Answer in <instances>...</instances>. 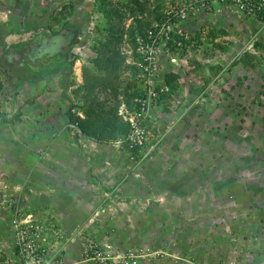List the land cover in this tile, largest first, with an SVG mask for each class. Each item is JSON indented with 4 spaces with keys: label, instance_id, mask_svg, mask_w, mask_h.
I'll return each instance as SVG.
<instances>
[{
    "label": "rangeland",
    "instance_id": "374dc122",
    "mask_svg": "<svg viewBox=\"0 0 264 264\" xmlns=\"http://www.w3.org/2000/svg\"><path fill=\"white\" fill-rule=\"evenodd\" d=\"M107 1L126 14L113 35L125 63L112 80L116 90L97 88L94 109L107 113L118 98V116L133 122L130 135L110 145L68 132L67 117L73 105L85 118V71L100 79L113 72L95 64L110 40L102 0H0V264L24 263L15 226L27 222L38 235L23 251L29 264H68L70 245L76 264H95L85 255L92 240L119 255L136 251L143 264H264V16L226 24L216 20L219 12L201 10L192 24L171 28L169 41L143 51L148 33L189 0ZM65 29L77 37L65 56L71 75L50 73L32 88L20 78V63L33 58L34 39ZM7 55L14 66L3 75ZM169 73L178 77L170 88ZM128 81L138 94L132 101L123 95ZM89 154L102 166L84 170ZM35 159L51 170L50 184L67 179L64 193L43 185L11 195L16 188H6L4 178L26 174L31 187ZM52 159L79 165L47 166ZM224 166L231 171L219 176ZM76 213L85 224L62 230L66 221L77 226Z\"/></svg>",
    "mask_w": 264,
    "mask_h": 264
},
{
    "label": "trees",
    "instance_id": "16d2710c",
    "mask_svg": "<svg viewBox=\"0 0 264 264\" xmlns=\"http://www.w3.org/2000/svg\"><path fill=\"white\" fill-rule=\"evenodd\" d=\"M134 5H136V8L143 9V4L138 3L134 1ZM99 7L103 9L104 17L106 19V22L108 24V36L110 40L104 44V46L107 48L106 51L102 53L101 58H97L95 61V64L97 66L105 65V68L107 71H112V73L108 74L106 79H100L99 77H95L93 75H89L88 71H85L84 73V84L82 85V89L84 91L83 94V100L85 102V105L83 107H80L81 110H83L85 118L82 119L80 116L73 113L74 107L71 105L67 111V117L69 120V128L68 132H71L72 134H77V132L81 133L83 136L93 140L94 142L98 144H108L125 138L128 135H130V132L132 130V125L129 122H125L123 118L118 116V110L120 107V102L117 99V102L115 103L114 107L111 109V111L104 113L103 111L98 112L94 109V104L97 101L96 98V90L99 87H103L105 90L106 87H112L113 90H116V88L113 85V83H116V81H119V76L117 75V71L119 70L122 63H125V59H123L121 56L120 51L116 50V47L114 46L117 42L113 39V35L116 33L115 30L120 28L121 24L124 23L126 20L125 13H121V9L117 8V5L113 4L110 1L102 0V2H99ZM162 15L158 16L156 20L161 22ZM118 21V25L116 28H114L113 25ZM140 22V21H139ZM163 22V21H162ZM144 23V22H143ZM140 24L141 26H145L146 24ZM150 29L151 25L147 26ZM145 29V30H146ZM137 31H133L131 34V37L134 38L132 42H136ZM143 32V31H140ZM141 35V33H140ZM121 36H123V32L121 33ZM142 36L144 34L142 33ZM146 36V35H145ZM45 38H48L47 36H39L37 39H34L33 42H37V47L35 50H33V58H30L28 62L20 63L24 70H22L20 78L23 81H30V82H41L43 81L50 73H62L63 79L66 80L72 73V66L73 62H68L66 59V55H64L63 49H52L51 46H45L47 40ZM43 41V42H40ZM40 42V43H39ZM183 44H186L184 40L181 41ZM50 43V42H49ZM114 44V45H113ZM53 57V58H52ZM37 58V61H36ZM41 58H45V61L50 60L49 63H51L50 66H44L43 62L40 60ZM39 59V60H38ZM40 61V62H38ZM9 56L6 61V65L11 68L14 66V62ZM122 62V63H120ZM31 64H36L37 68L33 69V67H29ZM115 73V74H114ZM177 75L169 73L165 76V84L167 87H174V84L177 80ZM111 80V81H110ZM112 80L113 83H112ZM64 82V81H63ZM121 83V82H120ZM123 83V82H122ZM131 82H126V87L124 88L123 95L126 98V101H132L135 97L138 96L137 92L134 90L135 87H130ZM114 95L117 96V91L114 92ZM130 103V102H128ZM103 106V105H102ZM137 107L141 109V104L137 103ZM74 126V129H71V127ZM76 129V130H75ZM133 156H138L136 152L133 151Z\"/></svg>",
    "mask_w": 264,
    "mask_h": 264
},
{
    "label": "built area",
    "instance_id": "2783aa9c",
    "mask_svg": "<svg viewBox=\"0 0 264 264\" xmlns=\"http://www.w3.org/2000/svg\"><path fill=\"white\" fill-rule=\"evenodd\" d=\"M232 9L235 13L245 16L247 18H262L264 16V0H189L182 4L180 9L176 11H170L161 25H157L155 29H152L148 33L147 38L140 43V49L143 51L145 48L155 49L156 44L161 39L169 41L171 39V28L180 26V23H192L193 19L201 12V10L210 11L216 6ZM148 38L150 41H148ZM142 51V52H143ZM133 124V122H131ZM133 126V125H132ZM29 223L17 224L16 229L19 237L18 247L20 249L21 257L25 264H29L26 259L27 247L31 245L30 240L34 241L36 236L28 226ZM32 232V233H31ZM35 253H33L34 255ZM120 254V253H119ZM111 251V247L103 248L97 242L90 241V246L85 251L89 261H93L95 264H143L142 256H139L136 251H128L119 255ZM141 255V254H140ZM139 256V257H138ZM56 264H64L62 261Z\"/></svg>",
    "mask_w": 264,
    "mask_h": 264
},
{
    "label": "crops",
    "instance_id": "0c3cea01",
    "mask_svg": "<svg viewBox=\"0 0 264 264\" xmlns=\"http://www.w3.org/2000/svg\"><path fill=\"white\" fill-rule=\"evenodd\" d=\"M9 17H11L12 18V16L11 15H6V17L2 20V21H5L6 22V26L8 27V26H11L12 24H10V18ZM13 19V18H12ZM232 19H237V20H239V21H245L244 23L246 24L247 22H248V19H246L245 17H240V16H238V15H236L232 10H225V9H223L222 10V13H220L219 14V16H218V19H216L217 21H221V22H224V23H228V24H231L232 22H233V20ZM195 23V22H194ZM193 23V24H194ZM192 24V23H191ZM5 30V28L3 27V31ZM15 36H12L13 38H16V37H19L18 35H20V34H14ZM19 40V39H18ZM17 40V41H18ZM9 56L7 55L6 57H5V59H6V61H7V58H8ZM6 67V68H5ZM5 67H3L2 68V72H3V75L5 74V71L7 70L8 72H9V70L8 69H11V68H9L6 64H5ZM38 83H40V82H32V88H35V86L34 85H37ZM4 86H6V85H4ZM218 110H219V108H218ZM231 110V109H230ZM230 110L228 111V112H230ZM218 112H220V110L218 111ZM193 126H196V123H195V121H193ZM197 125H199V123L197 124ZM222 127V126H221ZM223 128V127H222ZM224 129V128H223ZM184 131H186L187 130V128H186V126H185V128L183 129ZM230 130V129H229ZM228 130V131H229ZM86 140L88 141L89 139H87L86 138ZM89 143V146L91 147V148H94L93 146H95L94 145V143L91 141V140H89L88 141ZM231 143V142H230ZM231 146V145H230ZM96 154V153H95ZM86 155V154H85ZM97 155V154H96ZM16 160H18V159H16ZM102 162V159L101 158H97V159H94V158H92L91 156H90V154H89V156H88V159H86V158H84V160H83V167H84V170H86L87 169V167H89V168H95V166H102V164H101V162ZM72 161V160H71ZM71 161H68V162H64V161H62V160H59V162L57 161V160H55V159H52V160H50V163L47 165V166H56L57 164L59 165V166H66V167H72L73 165L75 166V165H79V162H76V163H72ZM214 161V160H213ZM33 163H32V166H31V168L32 167H35V169H34V175H36L35 176V178H34V183L32 184V186L31 187H29L28 186V184H27V181H26V174L24 175L25 177L23 178V179H21V181L20 180H17V181H12V182H9V180L8 179H5L4 178V183L6 184L5 186H6V188H8V187H14L15 186V191H11L12 192V194L11 195H15V196H19V197H21L22 198V195H26V196H28V194L30 193H33L34 194V191H37V190H39V189H37L36 187H40V191H43V185H46L47 187H48V189L47 190H49L50 189V187H52L53 188V190L52 191H50V193H52V195H55L57 192H62V193H64L65 192V190H66V188H68L67 186V184H66V178L64 177L62 180H58L57 181V185L56 186H54V184L52 183V184H50V182H49V180H44V179H46L48 176L47 175H45L47 172H49V171H51L50 169H47V168H45V164H44V159H35L34 161H32ZM215 162V165H216V167H219V166H223V164L225 163L224 161H221V163H220V161L219 160H217V161H214ZM98 163V164H97ZM203 164V163H202ZM204 164H205V162H204ZM204 164L203 165H201V166H204ZM104 166V165H103ZM96 169H99L100 170V168H96ZM114 169V168H113ZM69 170V169H68ZM227 170H229V171H231V168H226L225 166L224 167H222V169H221V172H219L220 174H219V176L221 175V174H224ZM18 172L19 173H21V171H20V169L18 170ZM6 174V175H5ZM9 175V171H7V172H5L4 173V177H7ZM21 175V174H20ZM20 175L19 176H17V177H15V178H13V179H11V180H14V179H16V178H18V177H20ZM44 175L46 176L45 178H43L44 177ZM182 178V177H181ZM184 178V177H183ZM20 179V178H19ZM86 180V179H85ZM224 180L225 179H223V181L222 182H224ZM72 182H74V180L72 181ZM81 183L82 181H76L75 183H73L74 185L76 184V183ZM180 182H183V180H181ZM45 186V187H46ZM76 186V185H75ZM55 188V189H54ZM85 188V187H84ZM3 190H5V189H2V188H0V191H3ZM46 193H48V192H46ZM47 195V194H46ZM52 195H47V196H52ZM62 196H64V195H62ZM70 196V195H69ZM89 206V205H88ZM66 209H64V211H65ZM34 214V213H33ZM71 216H72V214H71ZM76 219H77V221L79 222L78 224H77V226L75 225H72V224H70V223H68L66 220V225L65 226H63V228H62V230H64V231H70L71 229L73 230V229H77V228H79V226H83V224H85V222L87 221V219H85L84 217H80L77 213H76ZM64 221V220H63ZM64 244H66V242H63V243H61L60 245H59V243H54L53 245L55 246H61V245H64ZM57 247V248H58ZM65 250V249H64ZM80 258V256L78 255V252H77V250H75L74 248H72L71 247V245H70V247H69V253L67 254V256H66V260H67V263L68 264H76L75 262L76 261H78V259ZM83 264H86V262L85 263H83Z\"/></svg>",
    "mask_w": 264,
    "mask_h": 264
},
{
    "label": "flooded vegetation",
    "instance_id": "af4514ba",
    "mask_svg": "<svg viewBox=\"0 0 264 264\" xmlns=\"http://www.w3.org/2000/svg\"><path fill=\"white\" fill-rule=\"evenodd\" d=\"M48 37H49L48 40L47 38H45V40L47 41L44 45L49 46V47L51 46L52 49H56V48L63 49L64 55H66V53L69 52V47H70L71 42L77 40V37L74 31L69 30V29H65L57 35L50 33L48 34ZM40 42H43V41H40Z\"/></svg>",
    "mask_w": 264,
    "mask_h": 264
},
{
    "label": "clouds",
    "instance_id": "9594fccd",
    "mask_svg": "<svg viewBox=\"0 0 264 264\" xmlns=\"http://www.w3.org/2000/svg\"><path fill=\"white\" fill-rule=\"evenodd\" d=\"M223 9H227V10H229L228 8H224V7H220V6H216V7H214L213 8V10H210V11H216V12H219V13H222V10ZM230 10H232V9H230ZM206 13H209L210 11H206V10H204ZM233 11V10H232ZM234 12V11H233ZM235 13V12H234ZM236 15H238V16H240V17H245V16H242V15H240V14H237V13H235ZM246 19H253V18H247V17H245ZM256 20H258V19H261V18H255ZM35 43V42H34ZM36 45H37V43H36ZM75 127L74 126H72L71 127V129H74ZM76 130V129H75ZM78 133V132H77ZM73 135H75V134H73ZM16 223H17V221H16ZM27 223H31V222H27ZM18 224V223H17ZM24 224V223H23ZM16 227V226H15ZM17 246H18V243H17ZM22 264H24V263H22Z\"/></svg>",
    "mask_w": 264,
    "mask_h": 264
},
{
    "label": "water",
    "instance_id": "95a60500",
    "mask_svg": "<svg viewBox=\"0 0 264 264\" xmlns=\"http://www.w3.org/2000/svg\"><path fill=\"white\" fill-rule=\"evenodd\" d=\"M13 38V37H12Z\"/></svg>",
    "mask_w": 264,
    "mask_h": 264
}]
</instances>
